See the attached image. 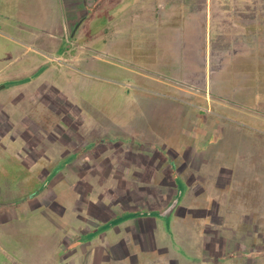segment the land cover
<instances>
[{
	"label": "rangeland",
	"instance_id": "374dc122",
	"mask_svg": "<svg viewBox=\"0 0 264 264\" xmlns=\"http://www.w3.org/2000/svg\"><path fill=\"white\" fill-rule=\"evenodd\" d=\"M81 1L80 21L64 32L51 0H0V108L10 117L0 209L12 213L0 220V264H264V0L227 1L253 11L214 15L205 46L194 32L207 61L189 63L169 52L173 30H143L139 14L121 12L129 0ZM201 130L215 139L201 175L227 173L233 186L223 206L207 180L183 214L142 211L150 243L141 251L125 233L133 223L124 225L140 212L120 215L113 181L136 183L138 173L144 184L152 174L185 191L180 176L155 167L176 170L173 158ZM87 154L98 169L83 162L82 175ZM124 162L133 163L127 177ZM114 243L128 255L116 261Z\"/></svg>",
	"mask_w": 264,
	"mask_h": 264
},
{
	"label": "crops",
	"instance_id": "0c3cea01",
	"mask_svg": "<svg viewBox=\"0 0 264 264\" xmlns=\"http://www.w3.org/2000/svg\"><path fill=\"white\" fill-rule=\"evenodd\" d=\"M124 1L125 0H115L116 4L120 3V5L123 4ZM227 1L228 2L232 1L235 5H237V3L239 4L242 3L237 0H131V2L129 0V3H125L126 5L124 4L125 8L121 9V12L122 11L124 13L132 12V14H136V15L139 14L141 16L140 22L142 25L141 28L143 30L149 31L153 29V27L156 24L163 25L166 30H173L175 32V37H173V39H171L169 43V47H170L169 52L172 58L177 59L179 63L181 62V60L185 61L186 63L197 62V61L205 62L207 61L209 55L207 54V52L204 51H201L202 55H199V51H197L198 44L197 41L195 40L194 32L199 30H202V32H204V40H205L204 46H205L206 42H208V40L206 41V33L208 34V30H210L211 26L213 25L214 15H226V14L245 15L246 12L253 11V9L248 8L246 6L245 7L243 6L242 11L240 12L239 10L233 11L234 9H231L232 8L231 6L233 5L231 6L228 5ZM48 6L49 8L51 7L56 8L58 11H61V13L63 14L64 32L67 31V28L71 24L73 27H76V24L80 21V15L83 12L82 9L84 8L81 0H51V3ZM151 15L153 17H151ZM17 26H19V24H17ZM13 27H14L13 29H15V26ZM197 56H201V58L199 59L197 58ZM12 77L13 76H6L5 78H12ZM8 120L10 121V117L4 113V107L0 108V134L3 136H6V131H5L6 127L4 126L7 125V122H9ZM22 135H24V138L31 137L30 135H26L24 133ZM195 139L196 140L194 141L191 147H188L183 152H180L182 156L179 155L176 157L173 156L174 162H176L178 165V167L176 166V170H174L173 167H171L172 170H170L169 166H167V170H166L167 172L163 173L160 167L157 168L153 164H151V166L155 167V169L159 174L164 175L163 177L165 179L172 177L170 172L173 173L174 176H180L186 185L185 191L183 190V188H181L180 184L173 181L169 183L170 186L165 187L166 184L157 182L156 180L159 178H155L154 175L152 176V174L146 178L145 182L143 181L144 184L141 183V178H139L140 174L138 173H135V175L138 176V178L136 179V183H131V182L128 183L126 180H125L126 182L123 183H117V181H113L116 187L113 188L112 191L116 193L115 195L117 197L116 199L117 201H119V205L121 207L120 211L121 213H123L120 215H126L125 212L128 213L129 211L131 213L140 212L139 216H137L136 219L131 220V218H129L127 221L124 222V225L126 227V225L127 226L130 225L131 222L133 223L134 225L133 228L126 227L127 231H125V233H131L132 240L134 241L135 244L139 245L138 247L141 249V251H147L149 249V243H150L147 237V233L145 232L147 228L148 218L147 215L141 213L142 211L148 210L151 212V210H155L156 215L157 214L160 215L175 200H177V204L175 208L167 217L171 216V214L174 212L175 213L177 212L178 215L183 214L182 211L183 210L186 211V210L182 208L184 206H181V204L183 203V205L190 208L189 204L193 203L192 200H194L193 198L194 196H192V190L194 189L193 187L198 186L195 191V197H198L203 191L202 185H204V183H206L207 180L212 181L213 188H215L216 191L215 197L221 202V206H223L222 197L233 186V183H231L230 180L228 179L227 173L225 174L226 175L225 176L223 175L224 172H220L219 176H217L216 173L213 174L212 172L209 171L210 175H206V177L201 175L204 168L206 171L208 170L206 166L208 164L206 154L209 146L213 144L215 139L212 138V136H208V137L206 136V138H203L202 130L201 132H199V135ZM115 142L116 140L114 141V143ZM69 143L74 144L72 141H69ZM101 149L102 148L99 147V150ZM171 151L172 150H169L168 153L172 155ZM106 159L108 158L105 157L101 160L102 165L100 169L106 166L108 167V164L103 163V161H105ZM124 159L125 157L120 158L119 161H123ZM139 159L141 158L139 157ZM153 159H161V162L163 164H166L165 159L161 157L159 158L155 157L152 158V160ZM86 160L87 161L91 160V156L89 154L83 156L82 159L77 160L79 164L77 165V167L80 170H81L80 165L83 162L85 164H82V166L85 167L90 166V163L86 164ZM142 160L140 163L141 165L144 162V160L143 162ZM123 165L126 167L124 175L125 177H127V175H129L127 173V169H129V167L132 166L133 163L129 165V163L126 164L124 162ZM90 168L98 169L96 165L90 166ZM117 168H115V170ZM81 171H82V175L83 174L88 175L89 173V172H85L84 170ZM111 175L112 174H110V180L112 179ZM214 176L218 178V179L215 178L217 182H215V180L213 179ZM166 190L170 191L171 193L167 195ZM197 190L199 192H197ZM124 191L125 194H123ZM132 193H137V195ZM164 201H166V204ZM98 204L102 206L101 203L98 202ZM129 204H131L133 208L129 207ZM113 205L114 204L111 203L107 206L108 208H112ZM154 206H157V208H155ZM145 207L147 208L145 209ZM108 208L106 209L102 206L103 210L107 211ZM189 208L187 211L189 214H192L191 213L192 210ZM216 213L218 212L216 211ZM11 215L12 213L10 212V210L0 209V220H6L7 218L11 217ZM110 217L111 215L105 217L102 216V218H110ZM215 218L217 217H213L212 223L210 224H215L216 222ZM181 219L183 220V218ZM114 244L115 245L110 249V254L116 258L115 259L116 261L128 255L127 250L125 248V244L122 245L121 243L118 244L114 243ZM108 259L109 257H105L102 259V261H106Z\"/></svg>",
	"mask_w": 264,
	"mask_h": 264
},
{
	"label": "water",
	"instance_id": "95a60500",
	"mask_svg": "<svg viewBox=\"0 0 264 264\" xmlns=\"http://www.w3.org/2000/svg\"><path fill=\"white\" fill-rule=\"evenodd\" d=\"M176 204H177V200H175L166 210H164L160 214V216L161 217H167L173 211V209L175 208Z\"/></svg>",
	"mask_w": 264,
	"mask_h": 264
},
{
	"label": "flooded vegetation",
	"instance_id": "af4514ba",
	"mask_svg": "<svg viewBox=\"0 0 264 264\" xmlns=\"http://www.w3.org/2000/svg\"><path fill=\"white\" fill-rule=\"evenodd\" d=\"M73 29H74V27H73Z\"/></svg>",
	"mask_w": 264,
	"mask_h": 264
}]
</instances>
